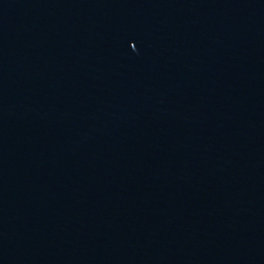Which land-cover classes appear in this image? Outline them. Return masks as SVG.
<instances>
[{
    "label": "water",
    "instance_id": "1",
    "mask_svg": "<svg viewBox=\"0 0 264 264\" xmlns=\"http://www.w3.org/2000/svg\"><path fill=\"white\" fill-rule=\"evenodd\" d=\"M0 264H264V0H0Z\"/></svg>",
    "mask_w": 264,
    "mask_h": 264
}]
</instances>
